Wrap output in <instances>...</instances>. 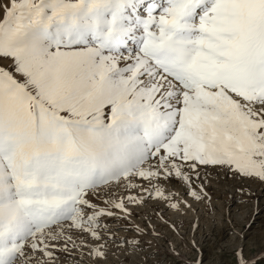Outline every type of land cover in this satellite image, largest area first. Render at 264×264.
<instances>
[{"label":"snow or ice","instance_id":"obj_1","mask_svg":"<svg viewBox=\"0 0 264 264\" xmlns=\"http://www.w3.org/2000/svg\"><path fill=\"white\" fill-rule=\"evenodd\" d=\"M213 174L264 186V0H0V264H175L133 208Z\"/></svg>","mask_w":264,"mask_h":264},{"label":"rangeland","instance_id":"obj_2","mask_svg":"<svg viewBox=\"0 0 264 264\" xmlns=\"http://www.w3.org/2000/svg\"><path fill=\"white\" fill-rule=\"evenodd\" d=\"M205 182L211 202L194 204L195 210H190L187 215L168 211L165 205L149 204L147 208H133L134 212L139 213L134 223H147L148 216H151V222L164 236V240L156 242L162 258L171 259L166 252L170 245L165 243V240L169 239L175 241L178 247L183 245L180 247L182 260H176L175 264H183L195 255L194 242L199 246L205 264H227L230 259L229 252L238 237L257 243L264 240V186L258 182L225 177L223 174L219 176L213 174ZM242 184L245 193L250 188L252 195L237 191ZM174 191L183 192V189L177 185ZM187 199L191 201L190 196ZM158 209L164 210L168 220L183 225L179 229L183 239L175 237L169 226L159 219ZM111 259L112 264H116V258ZM62 264L74 262L63 261Z\"/></svg>","mask_w":264,"mask_h":264}]
</instances>
